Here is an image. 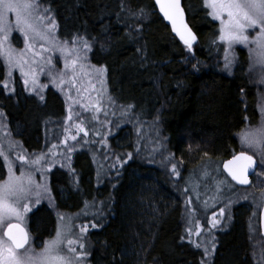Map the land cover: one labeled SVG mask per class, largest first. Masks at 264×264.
<instances>
[{"label": "trees", "instance_id": "obj_1", "mask_svg": "<svg viewBox=\"0 0 264 264\" xmlns=\"http://www.w3.org/2000/svg\"><path fill=\"white\" fill-rule=\"evenodd\" d=\"M181 2L197 38L191 52L155 0H42L59 37L80 35L93 44L89 57L106 69L112 98L131 106L140 122L158 128L167 151L181 162L176 181L161 166L132 156L111 182L96 184L91 157L82 150L72 155L71 173L61 167L51 170L56 211L76 212L93 199L108 204L106 222L89 234L91 264H201V251L184 238L177 184L186 187V177L207 161L217 163L223 175L222 162L240 151L238 132L259 118L258 89L248 75L246 51L237 48L231 72L223 71L218 22L208 15L204 0ZM3 78L0 59V110L23 147L40 150L45 126L65 113L61 96L48 87L39 100L17 79L10 94ZM134 140L132 129L123 126L111 136L110 147L131 152ZM4 169L0 159V178ZM244 207H235L230 228L217 235L212 264H253ZM28 217L35 240L52 236L54 209L41 204Z\"/></svg>", "mask_w": 264, "mask_h": 264}, {"label": "snow or ice", "instance_id": "obj_2", "mask_svg": "<svg viewBox=\"0 0 264 264\" xmlns=\"http://www.w3.org/2000/svg\"><path fill=\"white\" fill-rule=\"evenodd\" d=\"M156 4L164 18L171 23L172 31L191 52L197 38L185 22L181 0H156ZM121 7L123 8V4ZM204 7L209 9L208 15L219 22L218 40L226 45L225 70H231L233 61L229 53L237 44L249 47L250 51L256 55L257 62L264 64V0H204ZM50 12L51 9L44 7L42 0H0V59L8 68L6 76L11 77L12 70L18 69L28 91L37 92V89L42 91L45 86L38 83L36 70L31 66L43 61L39 71L44 72L47 66L48 75L53 84L59 86L72 83L74 85L78 79L77 68L79 67L84 75H94L103 86L106 69L87 64L88 54L92 51L93 44L80 35L74 36L71 41H61L56 34V21ZM139 13L143 15V9H140ZM132 15L135 16L136 13L133 12ZM12 16L14 20L10 18ZM253 31L255 36L250 35ZM17 32L23 38L22 49L14 47L12 43L13 34ZM253 45L255 47H252ZM48 52L59 53L64 62L63 70L58 73L54 71L53 58L51 56L46 58L44 55ZM26 65L29 68L28 71H25ZM66 77H68L67 80ZM260 82L264 84V78ZM2 83L4 89L9 90L8 79L6 78ZM93 90H95L94 86ZM40 99L43 100V96ZM109 100H111L110 97ZM100 104L101 100L98 99L93 105L96 112L101 111ZM259 111L260 125L256 128H246L240 133L239 139L243 147L264 157V97H261ZM2 116L4 113L0 112V117ZM68 119L71 120L72 116L69 115ZM245 119L247 120V117ZM6 127V124L0 123V129ZM76 127L78 132H84L87 135L83 127L80 125ZM5 134L10 136V133ZM67 139L76 140V136H66L65 142ZM7 143V149L0 143V159L3 160V167L7 170L6 178H0V264H85L89 255L87 245L83 242L82 236L72 238L71 224L63 215L58 218L54 237L45 240L38 251L32 246L27 228V214L32 210L33 197L36 204H39L44 196L50 197L47 183L37 182L35 179V173L39 172L43 181L46 171L44 164L48 162L47 154L28 156L23 152L17 153L16 161H19L20 169L17 175L15 161L10 159V155L18 146V142L9 140ZM55 147L56 145H53V148ZM71 150L70 147L69 151ZM254 163L252 155L241 151L224 162V169L232 180L238 184L247 185L249 184L248 172ZM172 171L179 175L175 164L172 165ZM223 214L224 209H221L220 215ZM209 224L212 228H216L219 220L212 218ZM87 230V226H82L80 231L84 234ZM193 234L197 236L202 234L201 225L198 222L195 223L194 229H188V235ZM202 245L204 257L201 259V264H211L216 248L215 238L201 241L195 246L200 248ZM208 245H211V248Z\"/></svg>", "mask_w": 264, "mask_h": 264}, {"label": "rangeland", "instance_id": "obj_3", "mask_svg": "<svg viewBox=\"0 0 264 264\" xmlns=\"http://www.w3.org/2000/svg\"><path fill=\"white\" fill-rule=\"evenodd\" d=\"M43 6L46 7L45 5ZM50 15L54 18L51 12ZM10 18L14 20V16ZM56 34L61 41H71L73 39L60 38L57 32V27ZM250 35L255 36V31L251 32ZM12 43L13 46L18 49H22L24 47L23 38L18 32L13 34ZM218 43L222 46V69L226 73H230L233 68L235 60L237 58V48L246 51L249 58L248 75L252 83L258 89L257 106L259 118L254 124H247L243 127L242 130L238 132L237 136L239 139L240 133L246 128H256L260 125L261 114L259 111V105L261 97H264V84H262L260 81L262 78H264V64H260L257 62L256 55L250 51L249 47L237 44L233 46L229 53V57L233 61L231 70H225L224 57L226 45L220 43L219 40ZM252 47L255 46L253 45ZM44 55L46 58L48 56H51L53 58L55 72L58 73L59 71L63 70L64 62L58 52H48ZM29 57H31V54H29ZM1 61L4 67L3 81L6 78L9 81V90H5L7 93L13 94L14 81L16 79L21 83L25 92L36 96L39 100H41V96L44 97L45 89L49 87L54 89L61 96L65 110L63 117H61L60 119H56L51 124L45 126L43 132L44 145L40 150L37 151H27L23 147L21 142L10 132L5 115L0 117V123H4L7 125L6 128L0 129V143L4 145L5 149H7V142L9 140L18 142V146L10 155V159L15 161V170L17 175H19L20 171L19 161H16L17 153L23 152L28 156H32V154L39 155L41 153L47 154L48 162L44 164V168L46 169V171L43 181H41V175L39 172L35 173V179L37 182L47 183L50 189V177L52 174L51 170L55 167H61L71 173V162L74 157L72 155L73 153L82 150L89 153L91 157L94 167L96 184H101L104 181L111 182L117 176L116 174L118 170L123 166V164L128 162L132 156H139L147 162H151L153 164L161 166L164 170L166 169L167 171L171 172L175 181L179 177V175L173 173L172 165L175 164L177 166V172L179 173L181 169V162L167 151L164 140L160 138L161 136L159 129L154 128V125H145L146 123L140 122L135 114L131 111V107L120 105L112 98L107 87L106 74H104L103 77L104 84L103 86H101L94 75H84V73L81 72L80 68L78 67V79L74 85L72 83H66L65 85L58 86L52 83V80L48 75L47 66H45L44 72L39 71L40 64H43V61H40V64H35L31 67L36 70L38 83L45 87H43L42 91L37 89V92H30L26 89L20 71L18 69H13L12 76L7 77L6 74L8 72V68L6 67L2 59ZM87 64L94 65L96 67H104L103 65H97L92 62L89 54ZM28 70L29 68L26 65L25 71ZM85 71L90 70L85 69ZM69 75H71V73H69ZM65 79L67 80L68 77H66ZM93 86L95 90H93ZM109 97L111 98V100H109ZM98 99L101 100V111L96 112L93 105ZM0 112L2 111L0 110ZM69 115L72 116L71 120L68 119ZM77 125L83 127L87 131V135H85L84 132H78V129L76 127ZM123 126H129L132 129L133 134H135L133 150L131 152H123L119 151L121 149L115 150L111 149L110 147L111 136L114 135L115 132H117V130ZM147 128H151V130L149 131ZM5 133H10V136L6 135ZM72 135L76 136V140L67 139V141L65 142L66 136ZM239 144L240 151H245L249 154H252L258 162V168L254 174L253 182L246 189L242 188V190H237L235 186L228 182L225 177L218 171L217 163H213L211 161H207L205 162V164H201L194 172L195 175H188L186 177V187L183 186L182 188L181 185H178L179 183L177 184L178 188H176V190L177 193H180L179 195L182 204L184 238L194 246L196 245V243L211 240L213 237L215 238L216 242V231L228 226L232 217L233 206L239 202L248 201L252 204L253 207V211L249 219L251 255L254 264H264L262 255V235L260 232V227L258 226L259 222L257 221V214L264 202V157L251 149L243 147L240 139ZM53 145H56V147L53 148ZM70 147L72 149L71 151H69ZM49 150H51V152ZM53 153L55 154L53 155ZM4 170L5 172L3 178H6L7 170L6 168ZM223 190L229 193L235 190L236 194L232 197H223L221 195L220 197L213 196L214 194L219 195L222 192H225ZM41 204H45L46 206L51 207L55 210V230L52 236L45 238L43 241L35 240L32 234H30L32 246L35 247L38 251L40 247L43 246V242L45 240L54 237L58 218L60 215H63L68 218L67 222L71 224L72 238L82 236L83 242L87 245L88 253H90V232L106 222V208L108 204L106 205L104 203V199H93L86 201L82 208L76 212H59L55 209L50 191V197L44 196L39 204L35 203V198L33 197L32 210ZM221 209H224V214L222 216L220 215ZM29 213L27 214V228L29 225ZM212 218L219 220V224H217L216 228H212L209 224V220ZM190 220L192 221L191 223L189 222ZM197 222L201 225L202 234L200 236H197L195 234L189 236L188 229H194L195 223ZM92 225H96V227L93 228ZM82 226H87L88 228L87 232L84 234H82L80 231ZM209 233H211V235H209ZM208 246L211 248V245ZM198 249L202 252V255L204 257L203 245ZM85 264H91L89 261V255L87 256Z\"/></svg>", "mask_w": 264, "mask_h": 264}, {"label": "flooded vegetation", "instance_id": "obj_4", "mask_svg": "<svg viewBox=\"0 0 264 264\" xmlns=\"http://www.w3.org/2000/svg\"><path fill=\"white\" fill-rule=\"evenodd\" d=\"M257 168H258V166H257ZM256 171H257V169H256ZM255 171V172H256ZM255 172H254V174H255ZM254 174L251 176V184H252V182H253V178H254ZM223 176L225 177V179L228 181V182H230L231 184H233L234 186H235V188L237 189V190H239V189H241L242 190V188H244V189H246L247 187H249V186H247V187H241V186H237L224 172H223ZM223 191H225V190H223ZM236 194V192H235V190L234 191H232L231 193H229V192H227V191H225V192H222L221 194H214L213 196H215V197H220V195L221 196H223V197H232V196H234ZM242 204H244L245 205V212H247V216L245 215V217L247 218V220H245V230H246V238H247V242H248V245H249V254H250V258H251V261H253V258H252V255H251V241H250V225H249V219H250V216H251V214H252V211H253V207H252V204L251 203H249L248 201L247 202H244V201H242V202H239V203H237L236 205H234L233 206V208H232V217H231V219H230V222H229V224H228V226L226 227V228H223V229H219V230H217L216 231V242H215V245H217V235L218 234H220L222 231H225V230H227V229H229L230 228V226H231V223H232V221H233V210L235 209V207H237L238 205H242ZM263 204H264V202H263ZM263 204H262V206H263ZM246 206H248V208L246 207ZM254 206V205H253ZM262 206H261V208L259 209V212H258V214H257V221L259 222V227H260V232H261V235H262V242H263V251H262V255H263V260H264V236H263V234H262V229H261V220H260V215H261V209H262ZM243 208V209H244ZM225 229V230H224ZM216 249V248H215ZM215 253V252H214ZM214 253H213V255H212V259H211V264H212V261H213V257H214ZM201 254H202V252H201ZM203 258V255H202V257H201V259ZM253 264H254V261L252 262Z\"/></svg>", "mask_w": 264, "mask_h": 264}, {"label": "water", "instance_id": "obj_5", "mask_svg": "<svg viewBox=\"0 0 264 264\" xmlns=\"http://www.w3.org/2000/svg\"><path fill=\"white\" fill-rule=\"evenodd\" d=\"M155 3H156V0H155ZM157 7L159 8V6L157 5ZM181 7H182V2H181ZM160 11V10H159ZM161 13V12H160ZM161 15L163 16V14L161 13ZM164 17V16H163ZM184 18H185V14H184ZM166 20V19H165ZM170 26H171V23L166 20ZM185 22H186V18H185ZM187 23V22H186ZM189 26V25H188ZM172 27V26H171ZM190 28V27H189ZM191 29V28H190ZM193 32V31H192ZM241 151H237L235 154H239ZM249 154V153H248ZM234 155V154H233ZM232 155V156H233ZM249 155H252V154H249ZM232 156H230L228 159L224 160L221 164V168H222V171L232 180L231 176L228 175L227 171H225L224 169V162L232 159ZM253 156V155H252ZM253 159L255 161L254 165L252 168L249 169V172H248V179H249V184L247 185H242V184H238L236 181L232 180L237 186H241V187H247L251 184V176L254 174V172L256 171L257 169V166H258V162H257V159L253 156ZM260 220H261V229H262V234L264 236V204L262 206V209H261V215H260Z\"/></svg>", "mask_w": 264, "mask_h": 264}, {"label": "bare ground", "instance_id": "obj_6", "mask_svg": "<svg viewBox=\"0 0 264 264\" xmlns=\"http://www.w3.org/2000/svg\"><path fill=\"white\" fill-rule=\"evenodd\" d=\"M245 214V213H244Z\"/></svg>", "mask_w": 264, "mask_h": 264}]
</instances>
